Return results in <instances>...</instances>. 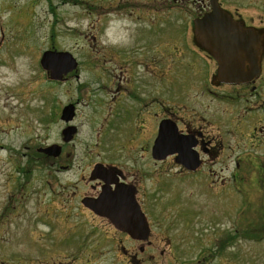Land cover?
I'll use <instances>...</instances> for the list:
<instances>
[{"label": "rangeland", "instance_id": "obj_1", "mask_svg": "<svg viewBox=\"0 0 264 264\" xmlns=\"http://www.w3.org/2000/svg\"><path fill=\"white\" fill-rule=\"evenodd\" d=\"M170 1L173 7L188 8L167 9ZM195 1L0 0V264H264V59L253 84L215 86L214 64L190 51L183 61L194 60V65L182 66L185 75L179 84L172 83V101L186 106L187 117L206 125L216 152L214 158H205L208 168L203 170L211 184L199 179L202 184L198 181L197 188L207 191V182L215 190L234 182L226 200L229 212L223 216L221 209L218 213L212 209L208 220L196 228L204 236L199 245L187 247L178 226L160 233L155 224L154 247L132 257L131 242L113 237L110 223L83 217L77 203L66 207L51 199L47 164L37 171L41 179L32 175L22 182L5 162L9 153L17 157L28 143L46 139L45 126L26 119L45 117L41 113L56 107L59 100L80 99L77 121L82 134L88 131L89 113L100 112V95L89 100L91 93L102 91L97 76L106 68L109 80L103 91L108 97L114 94V85H140L147 70L142 62L150 53L141 46L159 37L160 29L170 28L171 32L165 31L170 34L172 64L177 66L174 52L182 46L186 51L194 48L190 4ZM222 1L247 23L264 27V0ZM161 45L160 40L157 46ZM50 48L68 50L80 62L77 72L59 86L40 64L42 53ZM121 49L126 50L123 55ZM154 66L160 68L156 63L149 68ZM129 76L131 81L126 79ZM119 124V119L113 121L105 139L118 138ZM211 200L215 208L212 196ZM227 232L234 238L219 249ZM118 243L131 253L122 251Z\"/></svg>", "mask_w": 264, "mask_h": 264}, {"label": "flooded vegetation", "instance_id": "obj_2", "mask_svg": "<svg viewBox=\"0 0 264 264\" xmlns=\"http://www.w3.org/2000/svg\"><path fill=\"white\" fill-rule=\"evenodd\" d=\"M215 1L224 10L230 12L235 19H244L238 15L236 9L233 11L222 0ZM212 5L213 0H197L190 4L192 7V38L190 41L193 43L194 48L186 51L182 46L180 50L177 49L174 52L176 59L173 58V61L178 60L177 66L172 64L171 49L168 47V40L170 39L168 36L170 34H166V31L171 32L170 28L160 29L159 37L149 42L145 41L146 46H141V48L150 49V53H147L145 57L146 63L142 62L147 70L143 71L140 85H114L115 92L108 97V93L103 91L106 82L109 80L106 68L97 76L102 83V91L91 93L89 100L95 94L100 95V107L93 105L98 106L100 112L92 111L89 113L87 120L92 126L88 131L82 134V129L77 121L80 116V99L65 102L59 100L56 107L47 108L41 113L45 117H29L26 119L29 123L33 119L38 124L45 126L49 137L46 134V139L41 143H28L25 151H17L19 152L17 157H12V153L6 156L5 162L8 165V170L18 173L22 182L30 181L32 175L36 179H41V176H39L41 172L39 174L37 171H40L42 163L47 164L45 172L47 178L50 177L48 181L51 183V191L54 195L51 199L64 204L66 207L68 204L77 203L81 207L79 209L83 217H92L110 223L113 228V237L126 238L131 242L130 247L134 250V255L130 252L129 247L121 243H118V246L125 253H131L132 257L147 248L154 247L152 237L155 224L159 226L160 231H158L160 233H170L173 226H178L180 229L177 231L181 233L180 236L184 238L187 247H190L201 244V238H204V236L196 228L200 226V221L207 219L208 214L212 215L210 212L212 209L215 210V213H218V209H221L223 216L229 212L226 202L228 197L232 195L234 182L229 181L226 188L212 190L209 185L211 183L208 182L209 177L203 175V170L208 168L205 167V158L208 156L214 158L216 155L213 147H211V138L208 137L210 134L206 125L195 120L191 115L187 117L184 111L186 106L172 101V99H175L172 97V94L175 93L172 91V83L179 84V79L181 80L182 76L185 75L182 74L185 73L182 66L192 67L195 63L194 60H190L193 63L183 61L186 56H191L190 51L197 52V59L199 57L205 62L209 61L214 64L211 81L215 86L231 85L213 80L218 67L217 62L206 49L198 44L193 35L194 18L202 17L211 12ZM166 7L167 9L173 7L172 2H168ZM179 8L186 9L188 7L186 5L185 7L180 5L173 7V9ZM244 21L245 26L262 27L247 23L245 19ZM181 24L185 25L184 22H181ZM160 40L162 45L157 46L160 44ZM183 40L182 38L181 42ZM125 51L120 50L122 55ZM154 63L160 65V68H157V70H155V66L149 68ZM78 66H80V62H78ZM75 72L77 70H72L64 74L61 79L51 80L59 86ZM118 77L123 78L122 76ZM126 79L127 81L132 80L131 76ZM231 86L237 87L242 86V84ZM252 89H255V87ZM210 91L214 93V91ZM57 97L59 98L58 94ZM172 102L175 105H172ZM67 104L74 105L73 116L69 120L62 116L63 108ZM87 104L88 106L91 105L90 102ZM116 119L120 120L118 138L105 139V133L110 130V126ZM163 121L176 124L179 135L187 137L181 138L184 141L183 145L187 146L191 142L195 143L192 149L198 151L201 159L198 167L190 169L185 164L177 161V153H180L178 150L182 145L179 143H168L170 151L171 149L176 150L173 154H167L162 158L154 157L155 141ZM168 126L166 125V127ZM69 127H72L74 131L72 134L65 135L64 130ZM175 138L179 137L175 136ZM185 141L189 143L186 144ZM49 145L52 146V151H44L43 147ZM48 153L55 154L49 155ZM96 166H100V168L95 171ZM232 173H234V170ZM199 179L209 183H205L207 191L197 188L198 181L202 184ZM107 193L109 194L106 195L107 198L118 200L121 203L128 199L131 193H134L150 227V234L146 239L132 237L126 231L117 228L109 217L96 213L84 203L85 198L97 199ZM195 195H204L206 199L203 202L195 199ZM210 195L213 198L215 208L211 207ZM17 201H20V199ZM218 201L223 202V205H218ZM202 203L203 205H201ZM14 214L17 215V211ZM68 216L70 217L69 214ZM233 238L234 236L227 232L220 238L219 249H224ZM137 247H139V250H136Z\"/></svg>", "mask_w": 264, "mask_h": 264}, {"label": "water", "instance_id": "obj_3", "mask_svg": "<svg viewBox=\"0 0 264 264\" xmlns=\"http://www.w3.org/2000/svg\"><path fill=\"white\" fill-rule=\"evenodd\" d=\"M194 37L198 44L206 49L217 62L216 75L213 80L227 84H242L254 82L261 74V62L264 56V29L245 26L243 20L234 19L231 13L224 10L218 2L213 0L212 11L202 17L194 19ZM41 65L52 79H61L64 74L77 67V60L70 51L57 49L45 50L40 59ZM215 82V81H214ZM73 104L63 108L62 116L69 120L73 116ZM166 125H169L166 127ZM166 127V128H165ZM72 127L64 130L65 135L72 134ZM178 136L179 138H175ZM68 138V137H66ZM176 124L163 121L155 141L154 157L162 158L173 154L175 149H168V143L182 144L177 161L190 169H195L201 163L198 151L192 149L195 143L183 145ZM51 152L52 146L43 147ZM175 150V151H174ZM49 155L55 153H48ZM100 166H96L99 169ZM102 195L97 199L85 198L84 203L96 213L110 218L119 229L126 231L137 239H146L150 234V227L146 215L141 211L134 193L124 202L109 199Z\"/></svg>", "mask_w": 264, "mask_h": 264}, {"label": "bare ground", "instance_id": "obj_4", "mask_svg": "<svg viewBox=\"0 0 264 264\" xmlns=\"http://www.w3.org/2000/svg\"><path fill=\"white\" fill-rule=\"evenodd\" d=\"M114 20V19H113Z\"/></svg>", "mask_w": 264, "mask_h": 264}]
</instances>
